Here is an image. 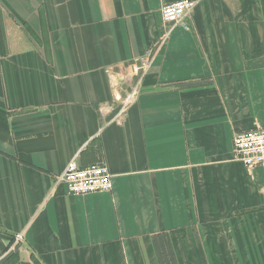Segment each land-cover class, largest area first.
Listing matches in <instances>:
<instances>
[{"label":"crops","instance_id":"obj_1","mask_svg":"<svg viewBox=\"0 0 264 264\" xmlns=\"http://www.w3.org/2000/svg\"><path fill=\"white\" fill-rule=\"evenodd\" d=\"M177 1L0 0V264H264L233 146L264 127V0H191L164 41ZM74 159L112 189L70 195Z\"/></svg>","mask_w":264,"mask_h":264},{"label":"built area","instance_id":"obj_2","mask_svg":"<svg viewBox=\"0 0 264 264\" xmlns=\"http://www.w3.org/2000/svg\"><path fill=\"white\" fill-rule=\"evenodd\" d=\"M191 0H180L162 8V19L165 29L163 40L168 39L171 31L190 16L195 8ZM152 57L142 61L144 69L150 67ZM138 89L132 90L126 97L121 112L138 96ZM234 153L245 166L252 169L264 166V127L238 133L233 140ZM112 177L104 164H94L80 167L74 159L67 165L65 171L56 177V183H63L70 195L85 196L89 194L108 192L112 189ZM23 241V236H17V243Z\"/></svg>","mask_w":264,"mask_h":264},{"label":"trees","instance_id":"obj_3","mask_svg":"<svg viewBox=\"0 0 264 264\" xmlns=\"http://www.w3.org/2000/svg\"><path fill=\"white\" fill-rule=\"evenodd\" d=\"M164 264H176L170 245L161 254Z\"/></svg>","mask_w":264,"mask_h":264}]
</instances>
